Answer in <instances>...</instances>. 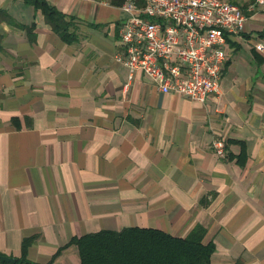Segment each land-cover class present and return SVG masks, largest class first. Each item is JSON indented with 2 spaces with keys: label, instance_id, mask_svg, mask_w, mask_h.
Segmentation results:
<instances>
[{
  "label": "crops",
  "instance_id": "obj_1",
  "mask_svg": "<svg viewBox=\"0 0 264 264\" xmlns=\"http://www.w3.org/2000/svg\"><path fill=\"white\" fill-rule=\"evenodd\" d=\"M46 1L74 40L30 2L0 0V254L19 257L33 237L28 259L79 264L72 236H184L201 223L209 264H264V5L227 0L248 17L228 39L218 92L199 102L142 71L125 85L115 54L127 12L111 0Z\"/></svg>",
  "mask_w": 264,
  "mask_h": 264
},
{
  "label": "built area",
  "instance_id": "obj_2",
  "mask_svg": "<svg viewBox=\"0 0 264 264\" xmlns=\"http://www.w3.org/2000/svg\"><path fill=\"white\" fill-rule=\"evenodd\" d=\"M264 0H254L248 10ZM127 12L119 27L117 61L128 69V84L142 71L161 92H174L205 102L217 93L227 60L228 39L247 20L242 7L227 0H124ZM255 48L264 51L259 41ZM212 147L226 156L222 138Z\"/></svg>",
  "mask_w": 264,
  "mask_h": 264
},
{
  "label": "trees",
  "instance_id": "obj_3",
  "mask_svg": "<svg viewBox=\"0 0 264 264\" xmlns=\"http://www.w3.org/2000/svg\"><path fill=\"white\" fill-rule=\"evenodd\" d=\"M39 8L45 21L67 41L75 39L68 28L71 20L46 0H26ZM124 0H111L120 6ZM206 228L196 223L184 236L172 235L155 227L125 226L99 229L72 236L64 245L74 244L79 264H209L212 241H203ZM33 237L23 238L21 255L15 263L42 264L26 257ZM51 264V262L45 263Z\"/></svg>",
  "mask_w": 264,
  "mask_h": 264
},
{
  "label": "water",
  "instance_id": "obj_4",
  "mask_svg": "<svg viewBox=\"0 0 264 264\" xmlns=\"http://www.w3.org/2000/svg\"><path fill=\"white\" fill-rule=\"evenodd\" d=\"M0 261L14 263L16 261V258L5 254H0Z\"/></svg>",
  "mask_w": 264,
  "mask_h": 264
}]
</instances>
